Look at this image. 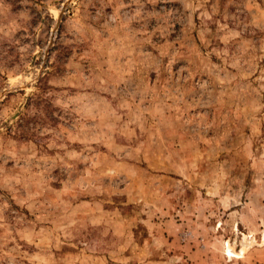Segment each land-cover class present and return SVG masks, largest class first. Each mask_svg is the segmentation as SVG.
Returning a JSON list of instances; mask_svg holds the SVG:
<instances>
[{
	"label": "rangeland",
	"instance_id": "rangeland-1",
	"mask_svg": "<svg viewBox=\"0 0 264 264\" xmlns=\"http://www.w3.org/2000/svg\"><path fill=\"white\" fill-rule=\"evenodd\" d=\"M0 264H264V0H0Z\"/></svg>",
	"mask_w": 264,
	"mask_h": 264
},
{
	"label": "bare ground",
	"instance_id": "bare-ground-1",
	"mask_svg": "<svg viewBox=\"0 0 264 264\" xmlns=\"http://www.w3.org/2000/svg\"><path fill=\"white\" fill-rule=\"evenodd\" d=\"M228 251H230V248L228 249ZM237 256H239V254Z\"/></svg>",
	"mask_w": 264,
	"mask_h": 264
}]
</instances>
